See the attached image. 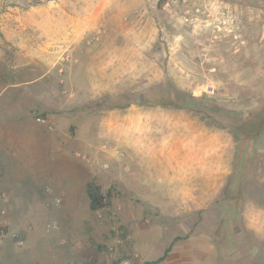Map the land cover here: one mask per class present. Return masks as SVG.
<instances>
[{
    "label": "rangeland",
    "instance_id": "1",
    "mask_svg": "<svg viewBox=\"0 0 264 264\" xmlns=\"http://www.w3.org/2000/svg\"><path fill=\"white\" fill-rule=\"evenodd\" d=\"M166 1L141 0L134 10V21L146 23L148 12L150 24L162 29L151 55L158 62L135 64L132 73L139 78L118 86L110 104L129 102L131 94L146 88L143 67L153 76L160 68L163 81L168 77L219 104L216 124L229 122L233 114L244 125L264 115V0H224L243 24L245 44L190 28ZM61 3L0 0V173H5L0 264H264V127L254 139L239 208L226 206L222 189L209 190L201 180L137 182L139 168L128 158L125 142L102 130L101 106L107 99L87 96L89 103H69L61 71L66 64L60 61L45 75L41 63L18 61L22 52L15 42L41 43L45 37L38 28L50 25L48 16ZM114 13L116 21H127L121 10ZM70 64L76 72L74 60ZM86 87L78 90L82 98L89 93ZM17 135L37 139L20 142ZM20 153L31 158L34 153L47 174L43 191L34 190L30 180L23 185L22 205L3 189L21 183L15 155ZM94 177L104 191L112 190L109 208L90 209L86 186ZM169 246L167 257L154 263Z\"/></svg>",
    "mask_w": 264,
    "mask_h": 264
},
{
    "label": "crops",
    "instance_id": "2",
    "mask_svg": "<svg viewBox=\"0 0 264 264\" xmlns=\"http://www.w3.org/2000/svg\"><path fill=\"white\" fill-rule=\"evenodd\" d=\"M140 3L142 5L141 0H62L60 9H52L48 16L50 25L38 28L45 37L41 43L24 46L15 42L22 52L18 61L41 63L44 70L46 68L45 75L60 61L66 64L61 71L68 82L69 103H89L87 96L97 100L101 97L112 99L118 86L134 81V77L139 78L132 73L138 69L135 64L158 62L151 55L162 29L150 24L152 17L148 12L144 14L146 23L134 21L132 15ZM118 10L128 16H125L127 21L119 22L112 17ZM73 60L78 66L76 72L70 66ZM179 62L187 60L179 58ZM147 69L143 67L140 73L148 80L147 86L163 81V69H157L154 76ZM71 81L75 85L69 87ZM84 84L89 93L85 92L82 98L78 90ZM107 104L111 105L110 102ZM101 110L102 130L111 139L125 142L128 158L139 168L134 173L137 182L159 185L201 180L209 185V190H223L236 149L229 131L210 127L186 110L136 104L125 108L103 105ZM17 139L20 142L37 139V135H17ZM15 155L21 169L16 176L21 183L14 188H2L8 190L11 200L15 198L21 202L23 185L29 180L34 182V190H42L47 182L46 166L34 153H31L33 158L21 153ZM22 167L29 170V176H25ZM2 175L5 173H0V180ZM215 176L221 182H214ZM155 189L162 188L155 186Z\"/></svg>",
    "mask_w": 264,
    "mask_h": 264
},
{
    "label": "trees",
    "instance_id": "3",
    "mask_svg": "<svg viewBox=\"0 0 264 264\" xmlns=\"http://www.w3.org/2000/svg\"><path fill=\"white\" fill-rule=\"evenodd\" d=\"M165 1V0H164ZM162 5V4H161ZM160 5V6H161ZM139 96V97H138ZM131 100L126 103L119 101L109 105L107 102L112 99H108L104 102L106 107L125 108L131 104L146 107H162L166 109L186 110L193 115L199 117L208 126L225 129L231 133L234 142L236 144L235 156L231 173L227 178V182L223 188V202L226 206L233 208H239V203L243 198L242 182L250 171L251 165L254 159V139L262 128L264 127V115H257L258 118H254L247 124L235 119L233 115L229 118V122H223L216 124V116L222 107L214 102L211 98L196 96L190 91L181 89L170 78H166L165 81L160 83H154L143 88L138 93L131 94ZM259 119V120H258ZM259 125V126H258ZM243 126H247L246 130H243ZM86 192L90 201V209L92 211H99L109 208L112 205V190L108 189L104 191L102 186L98 183L97 178H92L86 186ZM171 250L169 246L164 252L163 256L154 261V263L164 260ZM120 262H115L119 264ZM85 264H98L96 261H90Z\"/></svg>",
    "mask_w": 264,
    "mask_h": 264
},
{
    "label": "built area",
    "instance_id": "4",
    "mask_svg": "<svg viewBox=\"0 0 264 264\" xmlns=\"http://www.w3.org/2000/svg\"><path fill=\"white\" fill-rule=\"evenodd\" d=\"M212 3L210 0H167L165 6L176 9L183 23L194 30L208 29L216 37L245 44L244 27L238 16L224 0H216L215 8ZM2 213L4 216L5 211ZM2 221L5 222L0 220V223Z\"/></svg>",
    "mask_w": 264,
    "mask_h": 264
}]
</instances>
